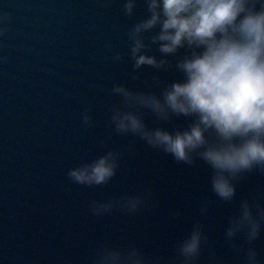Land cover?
<instances>
[{
  "label": "water",
  "instance_id": "water-1",
  "mask_svg": "<svg viewBox=\"0 0 264 264\" xmlns=\"http://www.w3.org/2000/svg\"><path fill=\"white\" fill-rule=\"evenodd\" d=\"M121 9V0H0V264H92L105 242L136 243L157 264H180L176 243L196 222L208 236L200 264H210L209 248L216 264H243V251L229 245L224 231L240 199L264 204V172L246 175L236 201L225 202L211 191L203 161L177 162L111 126L110 109L123 106L114 84L158 90L148 86L152 68L132 79L126 34L142 18V3L134 18ZM116 54L123 59L115 61ZM85 110L92 127L83 124ZM145 120L160 123L146 112ZM108 150L123 153L112 181L71 182L70 168ZM125 195L145 197V206L134 214L119 207L91 214V201ZM203 200L210 203L206 215L199 211ZM236 243L243 247L242 238ZM254 246L264 264V233Z\"/></svg>",
  "mask_w": 264,
  "mask_h": 264
},
{
  "label": "clouds",
  "instance_id": "clouds-1",
  "mask_svg": "<svg viewBox=\"0 0 264 264\" xmlns=\"http://www.w3.org/2000/svg\"><path fill=\"white\" fill-rule=\"evenodd\" d=\"M110 3V0H108ZM128 18L144 8L142 18L126 34L132 79L145 67L156 70L149 88L132 90L112 86L122 107L110 109L116 133L138 137L146 145L192 165L197 159L211 170V191L222 201L237 198V185L248 174L264 172V0H121ZM4 17L0 16V36ZM117 62L123 57L114 55ZM5 57L0 56V63ZM175 72L177 78L161 79L159 73ZM145 112L160 122L150 127ZM174 120L181 125L164 126ZM83 124H95L89 110ZM123 153L108 150L68 170L72 183L96 187L117 175ZM146 203L140 195L90 203L94 216L119 207L138 213ZM210 203L201 201L200 214ZM175 215H180L177 211ZM264 233V204L242 198L224 231L229 245L243 251V264H261L254 246ZM242 238L243 247L237 244ZM208 236L199 222L176 243L180 264H200ZM210 264L216 252L209 248ZM92 264H157L136 243L105 242L95 251Z\"/></svg>",
  "mask_w": 264,
  "mask_h": 264
}]
</instances>
